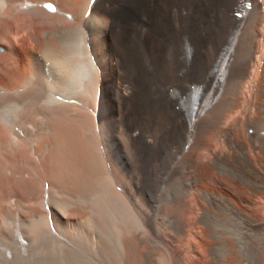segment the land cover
<instances>
[{"label":"bare ground","instance_id":"1","mask_svg":"<svg viewBox=\"0 0 264 264\" xmlns=\"http://www.w3.org/2000/svg\"><path fill=\"white\" fill-rule=\"evenodd\" d=\"M90 6L0 0V264H222L264 212V0Z\"/></svg>","mask_w":264,"mask_h":264},{"label":"rangeland","instance_id":"2","mask_svg":"<svg viewBox=\"0 0 264 264\" xmlns=\"http://www.w3.org/2000/svg\"><path fill=\"white\" fill-rule=\"evenodd\" d=\"M45 3H51V4H53L51 1H45ZM42 7H43V5L42 4H40ZM54 5V4H53ZM55 6V5H54ZM56 7V6H55ZM249 7H251V5H249ZM91 15V14H90ZM90 15H88L89 17H90ZM87 17V16H86ZM237 17H240L239 15L237 16ZM2 41V38H0V52H2L3 54H5L6 53V44L3 42H1ZM6 50V51H5ZM5 52V53H4ZM251 133H253V130H250V134ZM177 147H178V145H176ZM175 146V147H176ZM174 148V147H173ZM173 148L171 149L172 151H170L171 152V155H172V157H171V159L173 158V154L172 153H174L173 151ZM175 149V148H174ZM175 154V153H174ZM175 161V160H174ZM164 188L162 187V188H160V190H159V192H155L156 193V196L157 197H161L162 198V196H163V194H164ZM158 193V194H157ZM155 195V194H154ZM263 205H264V203H263ZM159 208V207H158ZM263 211H264V209H263ZM263 217V218H262ZM87 219V218H86ZM84 220V219H83ZM230 220H233V221H231V223H230ZM235 219H233V218H230V219H228V223L226 222V224H228V226L226 225V224H221V223H218L217 224V226H215V227H217V228H215V230H220V233L222 232L224 235H226L227 234V236H225L226 238H228L229 240H233V241H230V242H232V244L231 243H229V241H227L226 240V238H225V241H226V243H221V242H219V244H217L216 245V247H215V256H216V258H218V260H222V258L225 256V258H227V257H229L231 254V256H230V258H228L227 260H225V261H223V262H221V260H220V262L223 264H239V262L242 264H245V263H247L248 262V264H256V263H260V264H264V212H263V214H262V216H261V224L259 225V228L256 230V231H250L249 230V228H242L241 226H240V224H239V222L238 221H235ZM263 222V223H262ZM233 223V224H232ZM229 224H230V226H229ZM231 224H232V226H231ZM223 227H222V226ZM237 227H236V226ZM226 226V227H225ZM262 226V228H260ZM219 227H222V229L220 228L219 229ZM234 227V228H233ZM240 227V228H239ZM227 228H230V229H227ZM235 229V230H234ZM240 229V230H239ZM243 229V230H242ZM246 229L247 230H249V231H247L246 232ZM259 229H261V230H259ZM217 230V231H218ZM224 230H226V231H224ZM228 230H230V231H228ZM232 231H233V233H232ZM238 231H241L240 233L238 232ZM219 232V231H218ZM232 233V235H231V233ZM238 232V236H236V234H234V233H237ZM258 232H259V234H258ZM245 235H244V234ZM248 233V234H247ZM249 233H251L250 235H249ZM258 234V235H257ZM245 236V237H243V236ZM233 236V237H232ZM253 236H256L255 237V240L253 239L254 237ZM230 237V238H229ZM250 237H251V239H250ZM253 237V238H252ZM244 238H246V239H244ZM252 239L254 240V241H252ZM249 241V242H248ZM228 242V243H227ZM235 242H236V244H235ZM250 244V246H249V244ZM252 242H254V243H252ZM221 243V244H220ZM239 243V244H238ZM242 243V245H240ZM233 244H235V245H233ZM243 244L246 246V244L249 246V247H251V248H249L248 246V248L246 247V248H244L245 246H243ZM255 244V245H254ZM220 245V246H219ZM230 245H231V247H230ZM238 245H240L239 247H238ZM254 245V246H253ZM225 246H227L226 248H224ZM228 246L231 248H228ZM257 246V247H256ZM255 247V248H254ZM228 248V249H227ZM233 248H235V249H233ZM237 248V249H236ZM241 248V249H240ZM224 249V251H222ZM226 249V250H225ZM234 251L233 253L230 251ZM238 249H240V250H238ZM257 249H258V251H257ZM228 250V251H227ZM243 250H244V252H243ZM225 251L227 252L226 253V255H227V257H226V255H225ZM247 251H249L248 253H247ZM217 252V253H216ZM224 253V255H223V253ZM229 252V253H228ZM231 252V253H230ZM247 254H246V253ZM222 255L221 256V258L220 257H218V256H220V254ZM243 253H245V254H243ZM234 254V255H233ZM241 254V255H240ZM229 255V256H228ZM244 255V256H243ZM249 255V256H248ZM239 256V257H238ZM246 256V257H245ZM258 256V257H257ZM240 257H242V259L244 260H242ZM244 257H245V259L247 258V260L245 261V259H244ZM238 258V259H237ZM240 258V259H239ZM237 259V260H236ZM242 260V261H241ZM234 261H237V262H234ZM229 262V263H228Z\"/></svg>","mask_w":264,"mask_h":264},{"label":"water","instance_id":"3","mask_svg":"<svg viewBox=\"0 0 264 264\" xmlns=\"http://www.w3.org/2000/svg\"><path fill=\"white\" fill-rule=\"evenodd\" d=\"M45 8L46 10L50 11V12H54L55 11V7L52 4H45Z\"/></svg>","mask_w":264,"mask_h":264}]
</instances>
